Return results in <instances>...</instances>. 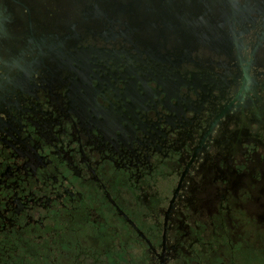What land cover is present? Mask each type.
I'll list each match as a JSON object with an SVG mask.
<instances>
[{
    "label": "flooded vegetation",
    "instance_id": "1",
    "mask_svg": "<svg viewBox=\"0 0 264 264\" xmlns=\"http://www.w3.org/2000/svg\"><path fill=\"white\" fill-rule=\"evenodd\" d=\"M244 13L0 0V264H264V11Z\"/></svg>",
    "mask_w": 264,
    "mask_h": 264
},
{
    "label": "water",
    "instance_id": "2",
    "mask_svg": "<svg viewBox=\"0 0 264 264\" xmlns=\"http://www.w3.org/2000/svg\"><path fill=\"white\" fill-rule=\"evenodd\" d=\"M169 1H181L185 3H199L203 5L213 6V8L227 7L230 9L234 19H238L237 15L243 10L244 14H250L254 11H264V0H169ZM232 8V10H231ZM218 45H214L216 47ZM217 48V47H216Z\"/></svg>",
    "mask_w": 264,
    "mask_h": 264
},
{
    "label": "rangeland",
    "instance_id": "3",
    "mask_svg": "<svg viewBox=\"0 0 264 264\" xmlns=\"http://www.w3.org/2000/svg\"><path fill=\"white\" fill-rule=\"evenodd\" d=\"M55 0H48V2H54Z\"/></svg>",
    "mask_w": 264,
    "mask_h": 264
}]
</instances>
